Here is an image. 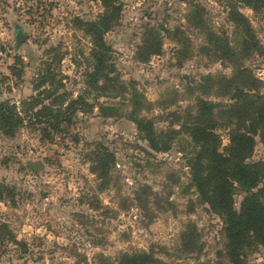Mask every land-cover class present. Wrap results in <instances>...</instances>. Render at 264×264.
<instances>
[{
	"label": "rangeland",
	"instance_id": "rangeland-1",
	"mask_svg": "<svg viewBox=\"0 0 264 264\" xmlns=\"http://www.w3.org/2000/svg\"><path fill=\"white\" fill-rule=\"evenodd\" d=\"M120 1L118 23L104 41L113 75L127 89L96 98L88 88L92 42L84 23L104 11L101 2L0 0V102L20 109L50 65L66 102L82 96L93 106L77 109L72 124L51 138L42 137L44 125L31 114L13 138L0 133V185L11 195L0 200V264H117L138 253L167 264H228L222 221L191 181L192 142L182 125L192 121L199 99L216 105L221 150L230 130L223 111L234 102L226 88L244 86L264 100V7L238 8L256 41L247 50L228 0ZM18 31L25 38L16 47ZM150 32L160 49L145 57ZM132 88L140 95L138 116L151 120L167 150H152L131 121ZM98 104L111 110L102 113ZM253 138L249 162L264 163V131ZM105 151L114 158L106 180L93 170ZM243 197L235 194L236 209ZM247 254L246 264H264L261 245Z\"/></svg>",
	"mask_w": 264,
	"mask_h": 264
},
{
	"label": "trees",
	"instance_id": "trees-1",
	"mask_svg": "<svg viewBox=\"0 0 264 264\" xmlns=\"http://www.w3.org/2000/svg\"><path fill=\"white\" fill-rule=\"evenodd\" d=\"M98 1L101 2L104 11L93 21L84 23V31L92 42L93 71L87 74L90 83L88 88L94 91L96 98L106 95L120 97L127 88L118 76L113 75L115 68L110 62L111 50L105 43L104 36L117 25L122 5L120 0ZM240 6L256 11L264 7V2L263 0H228L230 20L242 30L247 39L242 42L248 50V46L252 48L256 41L252 36L248 20L238 10ZM143 46L146 49L145 57L157 55L160 49L158 36L150 32ZM16 75L19 76V72ZM225 83L229 86L232 82ZM60 86H62L61 81L56 79V74L50 65L40 70L33 83L36 95L22 101L20 109L14 103L0 102V133L7 138H13L23 127L25 120L23 115L31 114L33 116L30 117H33L38 124L44 125L41 128L42 137L51 138L52 133L64 132L66 126L72 124L71 115L77 109L84 111L85 108L93 107L82 96L66 102L64 95L58 94ZM111 87L113 94H106ZM246 88L229 86L230 92L226 88L230 100L234 102L226 105V110L223 111L224 125L230 130L229 144L221 150L219 137L215 133L219 126L213 114L216 105L199 99L192 121L182 125L183 131L189 135L192 142V149L187 158L191 181L201 202L207 204L222 221L226 239L225 257L228 264H246L249 249L256 244L264 247V184H262L264 163L249 162L255 143L253 137L264 131V100L256 94H251L245 90ZM45 101H48V104H44ZM128 101L133 106L130 119L143 140L154 151L167 150L168 145L160 141L151 120L138 116L141 102L135 88H132L131 98ZM98 106L102 113L110 109L99 104ZM160 143L163 146H160ZM112 162H114L113 156L106 151L102 152L96 156L93 170L98 172L101 179L106 180L110 175L109 165ZM8 191V187L0 185V200L4 199V193L10 195ZM237 192L244 194L239 209L235 208L234 203ZM1 229L6 230V226L2 224ZM3 237L5 234L0 231L1 241L4 240ZM10 241L15 242L11 237ZM117 264L167 263L156 260L149 254L138 253L121 255Z\"/></svg>",
	"mask_w": 264,
	"mask_h": 264
},
{
	"label": "water",
	"instance_id": "water-1",
	"mask_svg": "<svg viewBox=\"0 0 264 264\" xmlns=\"http://www.w3.org/2000/svg\"><path fill=\"white\" fill-rule=\"evenodd\" d=\"M24 36L23 34L18 31L17 34H16V47L24 40ZM31 166L34 168V169H37V167H39V164L38 163H31Z\"/></svg>",
	"mask_w": 264,
	"mask_h": 264
}]
</instances>
